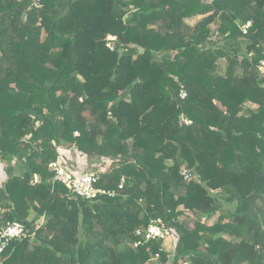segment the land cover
<instances>
[{"label": "trees", "instance_id": "obj_1", "mask_svg": "<svg viewBox=\"0 0 264 264\" xmlns=\"http://www.w3.org/2000/svg\"><path fill=\"white\" fill-rule=\"evenodd\" d=\"M263 44L264 0H0V230L34 232L0 264H264ZM72 147L106 193L52 182ZM156 220L171 260L133 245Z\"/></svg>", "mask_w": 264, "mask_h": 264}, {"label": "built area", "instance_id": "obj_2", "mask_svg": "<svg viewBox=\"0 0 264 264\" xmlns=\"http://www.w3.org/2000/svg\"><path fill=\"white\" fill-rule=\"evenodd\" d=\"M42 0H30L32 7L39 8ZM251 26V22H246L240 29L243 34H246L247 30ZM110 50L113 48L112 43H108ZM257 70L261 75H264V44L262 45V57L257 64ZM179 96L184 98L186 96L184 91H181ZM184 123L190 122L183 119ZM58 156L55 161L48 165V169L53 173L52 182H58L62 184L67 191L76 197H80L85 200H93L98 196L106 193L103 189L98 188V183L101 174L108 173L111 170L114 159L100 157L97 161L98 164L95 168H89L87 158L82 156L77 150L72 148H57ZM73 154V156H72ZM181 175L185 180H190V172L183 169ZM112 195L111 193H107ZM41 225V224H39ZM137 240L133 244L134 247L144 245L150 240H162L165 242L172 237L173 231L162 225L160 220L152 221L146 227L137 229L135 231ZM34 232L23 223L12 222L7 223L0 230V252L11 240H25L32 239ZM158 258V255L155 256Z\"/></svg>", "mask_w": 264, "mask_h": 264}, {"label": "rangeland", "instance_id": "obj_3", "mask_svg": "<svg viewBox=\"0 0 264 264\" xmlns=\"http://www.w3.org/2000/svg\"><path fill=\"white\" fill-rule=\"evenodd\" d=\"M194 21H196V20H191L190 23H194ZM216 36H217V33H215V31H214V33L212 34V41H215L214 39H216ZM218 67H219L218 68L219 73H223L224 67H225L224 60L220 61ZM72 156H73V154H72ZM97 164H98V161L95 160V161L89 163V168L93 169V168H95V166ZM8 170H9V168L7 165H1L0 164V181H3V179L6 177L7 173L9 172ZM219 207H220V210L215 214V216L213 218L207 220L206 223H208V224L214 223L218 219L219 216L225 218L224 219L225 221L229 219V217L227 216L228 207L225 204V202L224 203L222 201L219 202ZM197 216L198 215H194V214L190 215L189 214L188 216H186L187 218L182 217L181 220L183 221V223H185V225H188V227H191L193 219ZM43 222H44V218L42 217L40 219L39 223L42 224ZM163 249L169 253V255H170L169 259L171 260L173 253H174L173 237H170L169 239H167L165 241V243L163 244ZM147 264H161V263L159 262L158 258L153 257Z\"/></svg>", "mask_w": 264, "mask_h": 264}]
</instances>
